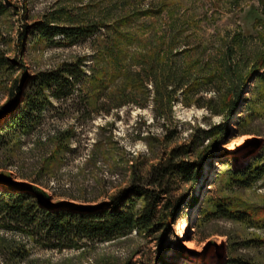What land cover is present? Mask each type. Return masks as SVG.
Returning a JSON list of instances; mask_svg holds the SVG:
<instances>
[{"label": "rangeland", "instance_id": "374dc122", "mask_svg": "<svg viewBox=\"0 0 264 264\" xmlns=\"http://www.w3.org/2000/svg\"><path fill=\"white\" fill-rule=\"evenodd\" d=\"M0 2L7 7L0 11V56L8 60L0 66V125L7 123L5 108L17 99V86L27 75L79 57L85 72L72 95L51 100L33 129L10 132L0 143V191L8 189L10 178L40 187L54 204L96 206L110 202L129 185L133 167L146 173L178 145H191V160L209 148L199 182L176 191V196L185 198L167 235L163 236L166 229L142 236L132 231L81 249L58 250L36 245L25 233L0 228V264H225L241 255L264 264L263 224L205 215L212 198L231 199L250 209L254 221L264 223V177L244 189L227 187L226 179L219 177L227 166H244L264 148V84L252 73L264 57V0ZM45 19L60 26L96 23L100 29L68 45L62 35L52 39L37 35L35 26ZM173 28L178 49L189 48L186 56L176 59L163 50L165 46L157 48L168 41ZM117 37L124 49L119 61L114 60L119 57ZM153 48L160 61L192 62L188 84L172 95L165 94L163 85H158V94L148 78L151 68L143 72L134 61L137 53L147 55ZM229 52L235 67L232 80L222 73ZM238 86L239 101L227 119L221 104L234 97L227 90ZM225 123L227 133L198 145V129ZM198 196L201 201L190 204ZM235 241L248 244L239 246Z\"/></svg>", "mask_w": 264, "mask_h": 264}, {"label": "trees", "instance_id": "16d2710c", "mask_svg": "<svg viewBox=\"0 0 264 264\" xmlns=\"http://www.w3.org/2000/svg\"><path fill=\"white\" fill-rule=\"evenodd\" d=\"M6 10L7 7L0 2V11L5 12ZM52 22L48 19L38 22L35 26L37 35L46 39L62 35L63 43L68 45L88 39L100 29L96 23L60 26ZM117 32V36H121L122 33ZM172 33H174V28L171 30L168 41L163 40L165 45L158 44L157 48L161 49L165 46L163 50L167 48L174 59L186 56L189 48L179 50L178 34L174 33L172 36ZM118 37L114 41L117 49L115 51L119 55L114 59L115 61H119L120 54L124 51L119 46ZM152 50L154 51L147 55L137 53L134 61L142 67L143 72L145 68H151V75L148 78L153 85L157 86L158 94L161 92L158 85L165 87V94L172 95L179 88L182 89L183 85L188 84L192 76V62L186 61L179 65L173 58L160 61L159 58H156L158 55L160 56L159 51L156 52V48ZM174 51L176 53H173ZM167 52L165 54L169 55ZM133 54L135 53L133 52ZM232 58L231 52H229L224 59L226 68L222 72L230 80L233 79L235 73ZM260 61L259 64H254L252 73H255V77L264 84V71L257 73L259 68L264 67L262 55ZM7 62L5 57L0 56V66ZM84 73V60L79 57L74 61L64 63L59 68L40 71L20 80L16 89L17 99L11 101L5 108L8 121L0 125V143L7 139L10 132L16 133L17 130L26 132L33 129L39 122L40 114L47 105H50L51 100L66 99L72 95L77 86L81 85ZM199 78L193 80H199ZM242 78L240 75L239 80ZM168 85H173L171 90H167ZM261 86V92H264V85ZM227 91L228 94L232 92L234 95L233 98L227 99L228 101L223 99L221 104L228 119L237 106L241 89L240 86L230 87ZM228 130L226 123L215 126L211 130L198 129L197 134L200 136L198 145L208 137L216 134L222 136ZM192 151L189 144L178 145L172 148L168 155L158 163L152 165L146 173L133 167L129 185L114 194L110 202L96 206L74 203L54 204L51 196L40 187L16 183L9 178L6 183L8 189L0 191V228L25 233L36 245L58 250L81 249L91 243L108 242L126 237L132 231H136L137 235L142 236L166 229L163 231V236H165L169 232L168 227L174 219L177 209L185 198L184 195L183 198L176 196V191L187 183L191 188H194L195 184L199 182L202 164L207 159L209 148L198 152L196 160L188 158ZM219 177L226 179L227 187L236 186L239 189L250 187L255 181L264 177V148L260 155L244 166H227L219 172ZM200 201L201 197L198 196L190 204H198ZM209 203L211 207L205 209L207 218L238 220L252 226L264 225V223L254 221L255 217L250 209L234 205L231 199L212 198ZM238 242L235 241V244H240L239 246L248 244V242ZM225 264L257 263L252 261L251 257L241 255L231 257Z\"/></svg>", "mask_w": 264, "mask_h": 264}, {"label": "bare ground", "instance_id": "6f19581e", "mask_svg": "<svg viewBox=\"0 0 264 264\" xmlns=\"http://www.w3.org/2000/svg\"><path fill=\"white\" fill-rule=\"evenodd\" d=\"M239 140V139H238ZM240 141V140H239ZM210 170V167H207V171L205 172V175L208 174V171ZM200 191V188L198 189V192Z\"/></svg>", "mask_w": 264, "mask_h": 264}]
</instances>
